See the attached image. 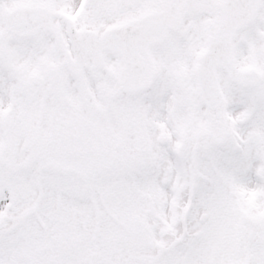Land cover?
Masks as SVG:
<instances>
[{
  "label": "snow or ice",
  "instance_id": "6c2138e0",
  "mask_svg": "<svg viewBox=\"0 0 264 264\" xmlns=\"http://www.w3.org/2000/svg\"><path fill=\"white\" fill-rule=\"evenodd\" d=\"M0 264H264V0H0Z\"/></svg>",
  "mask_w": 264,
  "mask_h": 264
}]
</instances>
